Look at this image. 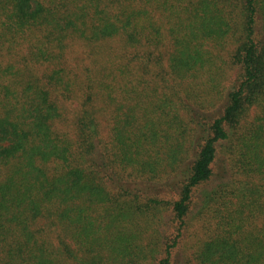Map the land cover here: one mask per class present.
Segmentation results:
<instances>
[{
	"label": "trees",
	"instance_id": "trees-1",
	"mask_svg": "<svg viewBox=\"0 0 264 264\" xmlns=\"http://www.w3.org/2000/svg\"><path fill=\"white\" fill-rule=\"evenodd\" d=\"M186 235L264 264V0H0V264H173Z\"/></svg>",
	"mask_w": 264,
	"mask_h": 264
},
{
	"label": "rangeland",
	"instance_id": "rangeland-1",
	"mask_svg": "<svg viewBox=\"0 0 264 264\" xmlns=\"http://www.w3.org/2000/svg\"><path fill=\"white\" fill-rule=\"evenodd\" d=\"M229 147L231 148V142L229 140H224L221 141L218 144V152L221 158H223V160L226 162L229 158V153H227V151L229 152ZM230 162L231 160H229L228 162V168L230 169ZM165 214H161V221L163 222V224L161 226H159L158 228L163 227V234L166 233L167 231V227L168 226V218H169V213L164 212ZM193 213H196V208L195 206H193ZM193 213L190 215L189 217V223H188V231L192 232L198 224V219L192 220V216ZM202 235V233H198L197 234V238H199ZM196 243V239L195 237H191L189 235H186L184 239H182L180 241V243L177 245V247L175 248V259L173 260V264H196L194 262V260H189L190 256H191V251L192 246Z\"/></svg>",
	"mask_w": 264,
	"mask_h": 264
}]
</instances>
